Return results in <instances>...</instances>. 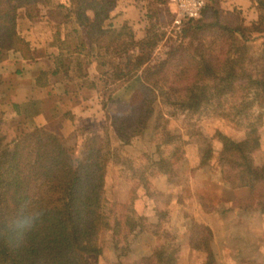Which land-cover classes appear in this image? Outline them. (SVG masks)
I'll return each mask as SVG.
<instances>
[{"label": "trees", "instance_id": "1", "mask_svg": "<svg viewBox=\"0 0 264 264\" xmlns=\"http://www.w3.org/2000/svg\"><path fill=\"white\" fill-rule=\"evenodd\" d=\"M46 1L0 0V64L11 52L32 58L31 45L19 30V19L25 13L35 21L38 5ZM252 1L259 19L247 25L240 10L224 9L221 0H206L202 17L180 19L176 36L170 39V51L165 58L154 59L153 48L160 40L157 32L149 30L139 40L129 24L107 25L117 0H69L65 22L72 28L64 40L56 33L53 45L60 51L55 62L58 66L64 61L65 50L70 51L72 40H76L81 50L69 52L71 70L79 78L88 76L82 59V51L87 50L82 33L85 28L96 48V53L87 51L85 57L111 55L120 59L111 62L116 79L141 75L139 89L145 98L128 114L110 117L111 126L128 139L142 133L158 98L197 114L243 87L253 94L252 104L258 102L263 108L264 69L251 71L247 58L250 43L264 39V0ZM101 64L107 62L103 59ZM65 72L69 73V68ZM58 73V68L51 72ZM48 75L42 68L36 85H47ZM11 106L22 111L19 104ZM260 125L261 120L250 122L243 138L226 137L220 163L225 179L244 194L240 195V207L264 214V165L254 163V153L261 148ZM85 150L81 157H75L63 138L39 126L11 138L0 132V264H90V255L103 254L100 236L104 230L114 232L117 245L122 232L127 239L138 228L130 214L112 224L104 210L110 161L112 156L118 158L110 141L103 146L86 145ZM212 152H207L203 165L213 157ZM167 162L164 158L156 162L164 173H169V168H164ZM202 228L205 232L197 231L191 247L210 253L213 231L205 224ZM178 255L177 249L162 245L134 264H177ZM213 259L211 254L207 264Z\"/></svg>", "mask_w": 264, "mask_h": 264}, {"label": "rangeland", "instance_id": "2", "mask_svg": "<svg viewBox=\"0 0 264 264\" xmlns=\"http://www.w3.org/2000/svg\"><path fill=\"white\" fill-rule=\"evenodd\" d=\"M134 2L147 16L144 25H130L136 38H145L149 30L157 32L160 40L153 48L152 56L154 59L165 58L172 46L170 39L179 29V21L169 0ZM66 12L64 9L63 17ZM54 15L59 17L57 13ZM109 24L114 23L108 20ZM42 29L45 38H50L55 32L47 26ZM82 33L87 48L82 51L84 55L87 51L96 53L85 28H82ZM263 40L256 39L249 46L247 63L253 72L264 69ZM71 44L70 51L81 50L76 47L78 41L72 40ZM67 50L62 58L64 61L58 66L56 53L48 51L43 64V68L49 71L47 81L57 87L69 82L72 92L83 88L88 99L91 94H99L100 107L99 114L94 111L96 118L78 124L75 135L60 137L75 157L84 154L86 145L103 146L110 141L111 151L118 158L112 156L108 169L103 199L105 213L112 224L126 214L138 223V228L129 233L127 239H124L126 233L122 232L117 245L114 232L104 230L100 241L104 250L107 249L106 256L104 250L100 257L90 255V264H134L162 245L179 251L177 264H207L211 254L214 258L211 264H264V214L240 207V195L244 194H239L225 179L220 163L224 139L243 138L249 123L261 120V148L254 153V163L264 165V107H260L258 102L252 104L253 94L240 87L235 95L225 96L197 114L176 109L158 98L152 104L154 113L142 133L128 139L111 126L110 117L128 114L145 98L139 89L141 75L130 74L116 79L111 62L120 59L91 54L90 57H81L83 72H88V76L79 78L71 70L73 61ZM103 59L107 64H101ZM56 68L59 73L51 74ZM68 68L70 72L66 73ZM85 96L81 94V97ZM11 104L0 107V132L7 133L10 138L25 132L20 127L15 128L20 125L9 118V113L15 110ZM26 111L34 112L35 109L29 107ZM11 123H14L13 127ZM209 150H213V157L203 165ZM162 158L168 161L163 165L169 168V173L162 172L161 165L156 164ZM210 223L217 235L216 238L213 232L212 251L209 253L191 247L197 231L205 232L202 226H210Z\"/></svg>", "mask_w": 264, "mask_h": 264}, {"label": "crops", "instance_id": "3", "mask_svg": "<svg viewBox=\"0 0 264 264\" xmlns=\"http://www.w3.org/2000/svg\"><path fill=\"white\" fill-rule=\"evenodd\" d=\"M136 5L134 0H118L116 7L111 11L109 22H113L116 27L125 24L144 25L147 23V16L140 12ZM221 5L226 10H241L247 25L259 19V10L252 0H221ZM69 6V0H47L38 6L35 21H31L25 13L21 14L19 30L30 43L33 56L25 59L19 53L11 52L0 64V107L10 102L21 106L22 111L14 110L9 113V118L20 125L15 126L17 129L20 127L26 132L32 126H39L58 136L69 137L77 133L80 122L96 118L94 111L99 114V94H91L88 99V94H83V88L72 92L69 82H64L60 87L51 81L44 87L36 85L48 51H54L56 56L59 54V46L53 45L58 29L62 40L71 32L70 24H66L63 17L64 9L67 11ZM55 13L59 14V17H56ZM43 26L51 30L55 29V26L57 28L50 38H45ZM81 94L87 96L81 97ZM29 107L35 111H26ZM10 126L13 127L14 123ZM209 225L217 238L215 227L211 223ZM262 252L264 257V251ZM106 253L107 249L104 250L105 256Z\"/></svg>", "mask_w": 264, "mask_h": 264}, {"label": "built area", "instance_id": "4", "mask_svg": "<svg viewBox=\"0 0 264 264\" xmlns=\"http://www.w3.org/2000/svg\"><path fill=\"white\" fill-rule=\"evenodd\" d=\"M169 5L176 13L178 21L182 18L199 19L202 17L206 0H169Z\"/></svg>", "mask_w": 264, "mask_h": 264}]
</instances>
